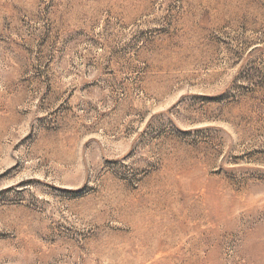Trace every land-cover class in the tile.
<instances>
[{"label":"rangeland","instance_id":"374dc122","mask_svg":"<svg viewBox=\"0 0 264 264\" xmlns=\"http://www.w3.org/2000/svg\"><path fill=\"white\" fill-rule=\"evenodd\" d=\"M0 264H264V0H0Z\"/></svg>","mask_w":264,"mask_h":264}]
</instances>
